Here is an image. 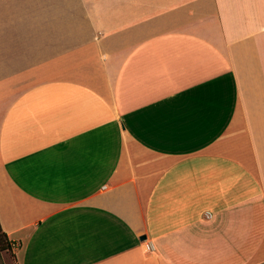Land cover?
Listing matches in <instances>:
<instances>
[{
	"label": "crops",
	"instance_id": "obj_1",
	"mask_svg": "<svg viewBox=\"0 0 264 264\" xmlns=\"http://www.w3.org/2000/svg\"><path fill=\"white\" fill-rule=\"evenodd\" d=\"M0 227L19 264L264 262V0H0Z\"/></svg>",
	"mask_w": 264,
	"mask_h": 264
},
{
	"label": "rangeland",
	"instance_id": "obj_2",
	"mask_svg": "<svg viewBox=\"0 0 264 264\" xmlns=\"http://www.w3.org/2000/svg\"><path fill=\"white\" fill-rule=\"evenodd\" d=\"M0 264H19L16 249L11 245L7 248L0 247Z\"/></svg>",
	"mask_w": 264,
	"mask_h": 264
},
{
	"label": "trees",
	"instance_id": "obj_3",
	"mask_svg": "<svg viewBox=\"0 0 264 264\" xmlns=\"http://www.w3.org/2000/svg\"><path fill=\"white\" fill-rule=\"evenodd\" d=\"M0 247L2 248H7V247H10V243L7 239V236L6 234L1 230V227H0ZM261 264H264V262H262Z\"/></svg>",
	"mask_w": 264,
	"mask_h": 264
},
{
	"label": "built area",
	"instance_id": "obj_4",
	"mask_svg": "<svg viewBox=\"0 0 264 264\" xmlns=\"http://www.w3.org/2000/svg\"><path fill=\"white\" fill-rule=\"evenodd\" d=\"M206 217H210V214L209 213H206ZM150 246V245H149Z\"/></svg>",
	"mask_w": 264,
	"mask_h": 264
},
{
	"label": "water",
	"instance_id": "obj_5",
	"mask_svg": "<svg viewBox=\"0 0 264 264\" xmlns=\"http://www.w3.org/2000/svg\"><path fill=\"white\" fill-rule=\"evenodd\" d=\"M144 238H145V236H144V235L140 237V239H142V240H143Z\"/></svg>",
	"mask_w": 264,
	"mask_h": 264
}]
</instances>
